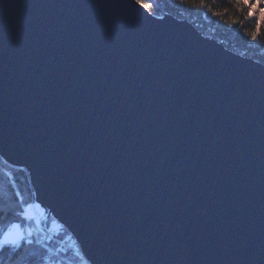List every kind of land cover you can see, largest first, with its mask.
<instances>
[{
	"label": "water",
	"instance_id": "95a60500",
	"mask_svg": "<svg viewBox=\"0 0 264 264\" xmlns=\"http://www.w3.org/2000/svg\"><path fill=\"white\" fill-rule=\"evenodd\" d=\"M0 156L89 264H264V65L136 0H0Z\"/></svg>",
	"mask_w": 264,
	"mask_h": 264
},
{
	"label": "trees",
	"instance_id": "16d2710c",
	"mask_svg": "<svg viewBox=\"0 0 264 264\" xmlns=\"http://www.w3.org/2000/svg\"><path fill=\"white\" fill-rule=\"evenodd\" d=\"M140 4L153 16L171 15L185 20L227 50L264 65V27L260 26L264 2L261 0H203L200 7H191L183 0H140ZM252 12L255 16L249 18ZM249 32L256 33L255 40L248 35ZM32 198L33 189L27 171L9 165L0 156V227L17 220L16 213L31 204ZM54 229V239H45V247L35 242L31 245L22 242L15 251L6 247L0 251V264H45L44 258L49 255L58 264H89L84 257L58 251L57 240L69 233L60 225L58 230ZM54 229L48 230L52 232ZM37 238L41 235L33 236L34 241ZM76 248L79 250L78 245Z\"/></svg>",
	"mask_w": 264,
	"mask_h": 264
},
{
	"label": "snow or ice",
	"instance_id": "6c2138e0",
	"mask_svg": "<svg viewBox=\"0 0 264 264\" xmlns=\"http://www.w3.org/2000/svg\"><path fill=\"white\" fill-rule=\"evenodd\" d=\"M183 2L191 7H200L203 4V0H183ZM261 2H264V0H261ZM136 3H140V0H136ZM254 16L255 12L249 14V18ZM260 26L264 27V10L260 13ZM248 35L251 36L253 40L256 39L255 32H249ZM16 215L18 217L17 220L10 222L6 227H0V251H3L6 247H11L13 251H15L21 247L22 242L27 245H31L35 242L45 247L44 239H51V237L33 240L34 234L41 231L39 221H36L37 227L35 232L33 229L26 227L27 222L34 219L31 213V206L24 207L23 210L16 213ZM22 224L25 226L22 227ZM44 262L45 264H58L57 261L51 259L50 255L44 258Z\"/></svg>",
	"mask_w": 264,
	"mask_h": 264
},
{
	"label": "rangeland",
	"instance_id": "374dc122",
	"mask_svg": "<svg viewBox=\"0 0 264 264\" xmlns=\"http://www.w3.org/2000/svg\"><path fill=\"white\" fill-rule=\"evenodd\" d=\"M171 16V15H170ZM164 16H160V17H157V18H163ZM173 17V16H172ZM177 19V18H176ZM178 20H181V19H178ZM181 21H185V20H181ZM5 161V160H4ZM6 162V161H5ZM28 206H31V213L32 215L34 216V219L32 220H29V224L26 225V227L28 228H36L37 225H36V221L38 220L39 221V226H40V229L41 231H39V234L41 235V238H44L42 235L44 234V230L43 228H47L50 230L53 228H56L58 227L59 223L52 217V214L47 210L46 213L44 209H42L37 203H35V200H34V193H33V198H32V203L29 204ZM49 212V213H48ZM23 227V226H22ZM55 232V229L53 230ZM43 233V234H41ZM59 233V232H58ZM53 236V234H52ZM60 236V235H59ZM67 236H71L70 234H68ZM67 236H64V237H61V239L63 238V240H66L67 241ZM72 237V236H71ZM74 239V238H73ZM45 240V239H44ZM77 245V244H76ZM80 250V249H79ZM81 253V251H80ZM82 254V253H81ZM78 257V256H77ZM84 257V256H82ZM87 261V260H86Z\"/></svg>",
	"mask_w": 264,
	"mask_h": 264
},
{
	"label": "built area",
	"instance_id": "2783aa9c",
	"mask_svg": "<svg viewBox=\"0 0 264 264\" xmlns=\"http://www.w3.org/2000/svg\"><path fill=\"white\" fill-rule=\"evenodd\" d=\"M32 229L34 230V232H35V229L36 228H33L32 227ZM43 230L45 231L44 232V234L43 233H41V234H43L42 236L44 237V238H47V237H51V240L52 239H54V236H55V234H56V231L54 232V231H49L46 227L45 228H43ZM39 233V232H38ZM52 234H53V236H52ZM50 240V239H49ZM76 241L71 237V236H67V241L66 240H63V238L62 239H59V240H57V249H58V251H60V252H62V253H65V252H72V253H74L76 256H78V257H82L83 255L80 253V250H77L76 249Z\"/></svg>",
	"mask_w": 264,
	"mask_h": 264
},
{
	"label": "bare ground",
	"instance_id": "6f19581e",
	"mask_svg": "<svg viewBox=\"0 0 264 264\" xmlns=\"http://www.w3.org/2000/svg\"><path fill=\"white\" fill-rule=\"evenodd\" d=\"M143 6V5H142ZM7 163V162H6ZM34 235H40L39 233H36V234H34ZM77 250H78V248H76Z\"/></svg>",
	"mask_w": 264,
	"mask_h": 264
}]
</instances>
